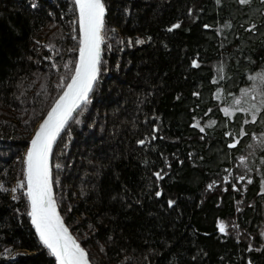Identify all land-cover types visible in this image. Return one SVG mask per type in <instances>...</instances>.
I'll return each instance as SVG.
<instances>
[{
    "label": "trees",
    "instance_id": "obj_1",
    "mask_svg": "<svg viewBox=\"0 0 264 264\" xmlns=\"http://www.w3.org/2000/svg\"><path fill=\"white\" fill-rule=\"evenodd\" d=\"M103 2L102 70L50 159L65 225L92 264H264V108L221 111L264 69V0ZM78 30L74 0H0V264H55L11 189Z\"/></svg>",
    "mask_w": 264,
    "mask_h": 264
},
{
    "label": "snow or ice",
    "instance_id": "obj_2",
    "mask_svg": "<svg viewBox=\"0 0 264 264\" xmlns=\"http://www.w3.org/2000/svg\"><path fill=\"white\" fill-rule=\"evenodd\" d=\"M239 2L245 4L249 0H239ZM74 6L78 11L79 24L78 59L74 62L70 78L67 80L61 78L63 87L60 95L54 100L30 140L24 158L23 181H18L16 187L11 189L12 192H16L17 188H24V195L27 197L29 206L27 215L31 219L41 245L55 258V264H89L88 253L69 233L57 212L50 166L53 145L70 119H74L73 113L80 110L82 114L83 109L89 104L90 93L102 70L101 44L104 41L106 6L103 0H74ZM172 27L176 28L179 25ZM137 43L141 41L138 40ZM193 64L195 65L196 61H193ZM64 67L69 69L70 65L65 63ZM249 80L251 83L246 89L241 90V97L234 98L231 107L222 109L226 115H231L233 112H251L255 121L257 112L264 108V69L250 74ZM250 95L253 100L257 95L260 97L259 105L249 103ZM139 143L143 144L144 141ZM233 146L235 145H230V147ZM240 159L243 161L245 158L240 157ZM57 167L60 166L57 165ZM156 175L160 178L159 173ZM227 179L228 177H225V180ZM239 179L243 180L244 177L241 176ZM0 190L7 191L2 184H0ZM161 194L159 191L156 192L158 197ZM17 198L13 196L14 200ZM174 203L172 200L168 201L169 206ZM218 227L220 232H225L224 224H219ZM7 251L5 249V253Z\"/></svg>",
    "mask_w": 264,
    "mask_h": 264
},
{
    "label": "rangeland",
    "instance_id": "obj_3",
    "mask_svg": "<svg viewBox=\"0 0 264 264\" xmlns=\"http://www.w3.org/2000/svg\"><path fill=\"white\" fill-rule=\"evenodd\" d=\"M241 95H242V93H240L238 96H236L235 98H238V97H241ZM258 97V95L256 96V98ZM256 98H255V100H256ZM234 99V98H233ZM233 99L231 100V102L227 105V106H224V107H221V111L225 114V112L222 110V109H224L225 107H231L232 106V103H233ZM248 100H249V103H254V102H256L255 100H253L252 99V96L250 95L249 97H248ZM235 112H233L231 115H226V117H230V118H232V116H233V114H234ZM243 113V115H244V117L246 118V119H248V113L250 114V112H248V113H245V112H242ZM235 118H237L238 120H240V116L238 117H235ZM256 120V119H255ZM260 120H262V117H261V119ZM245 121H247V122H249V121H251V122H254L253 121V117H252V115H251V117H250V120H244V122H242V123H245ZM260 122V121H259ZM258 121L256 122V123H259ZM38 126V125H37ZM37 126H36V128H37ZM36 128L34 129V131L36 130ZM238 140H234L233 142L234 143H236ZM254 146V145H253ZM258 146H260V144H258ZM257 147V146H256ZM16 185L15 184H13V186H12V188L13 187H15ZM262 191L264 192V182L262 183ZM262 235H263V238H264V227H263V229H262Z\"/></svg>",
    "mask_w": 264,
    "mask_h": 264
},
{
    "label": "water",
    "instance_id": "obj_4",
    "mask_svg": "<svg viewBox=\"0 0 264 264\" xmlns=\"http://www.w3.org/2000/svg\"><path fill=\"white\" fill-rule=\"evenodd\" d=\"M78 56H79V54H78ZM77 59H78V58H77ZM94 85H95V84H94ZM90 94H91V93H90ZM59 95H60V94H59ZM59 95H58V96H59ZM58 96H57V98H58ZM57 98H56V99H57ZM49 109H50V108H49ZM74 113H75V112H74ZM74 113H73V115H74ZM46 115H47V113L45 114V116H46ZM45 116H44V117H45ZM42 120H43V119H42ZM42 120H41V122H42ZM41 122H40V123H41ZM40 123H39V124H40ZM39 124H38V126H39ZM38 126H37V127H38ZM62 131H63V130H62ZM62 131H61V132H62ZM34 133H35V131H34ZM34 133H33V135H34ZM33 135H32V136H33ZM31 138H32V137H31ZM57 139H58V138H57ZM30 140H31V139H30ZM29 145H30V141H29L28 147H29ZM54 145H55V144H54ZM54 145H53V147H54ZM27 149H28V148H27ZM50 159H51V157H50ZM25 186H26V185H25ZM57 212L59 213L58 209H57ZM59 215H60V213H59ZM64 224H65V223H64ZM65 226H66V225H65ZM66 227H67V226H66ZM68 230H69V229H68ZM69 233L74 237V235L71 233L70 230H69ZM74 238H75V237H74ZM75 239H76V238H75ZM76 240H77V239H76ZM77 242H78V241H77ZM78 243H79V242H78ZM79 244H80V243H79ZM88 259H89V258H88ZM89 264H92V263L90 262V260H89Z\"/></svg>",
    "mask_w": 264,
    "mask_h": 264
}]
</instances>
